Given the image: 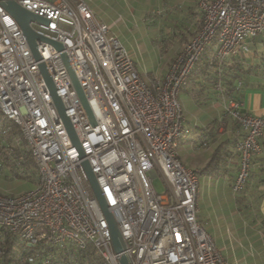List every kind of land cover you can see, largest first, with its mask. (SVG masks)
I'll return each mask as SVG.
<instances>
[{
	"label": "built area",
	"instance_id": "built-area-1",
	"mask_svg": "<svg viewBox=\"0 0 264 264\" xmlns=\"http://www.w3.org/2000/svg\"><path fill=\"white\" fill-rule=\"evenodd\" d=\"M43 16L31 21L39 34L36 59L16 19L0 4V110L21 129L37 163L36 186L0 192V231L17 236L28 253L23 264H234L198 219L200 179L180 157L186 113L180 92L206 48L223 60L250 52L264 32V0H198L202 24L170 62L163 77H145L110 26L97 20L87 0H15ZM82 88L87 112L63 57ZM46 64L80 146L59 114L40 63ZM218 89L222 90L220 82ZM224 108L242 131L236 147L239 192L253 156L263 150L264 113L241 110L225 97ZM96 175L125 241L115 251L107 218L83 162ZM160 175L167 187L157 192Z\"/></svg>",
	"mask_w": 264,
	"mask_h": 264
},
{
	"label": "crops",
	"instance_id": "crops-1",
	"mask_svg": "<svg viewBox=\"0 0 264 264\" xmlns=\"http://www.w3.org/2000/svg\"><path fill=\"white\" fill-rule=\"evenodd\" d=\"M110 1L124 10V14L130 15L131 19L139 18L137 10L158 4L167 10V21L172 25H183L187 41L202 24L198 0ZM87 2L92 6L90 0ZM251 43L253 53L254 50H264V32ZM211 52L213 54L214 47ZM248 60L253 61L254 71L243 82H237V100L241 102L242 112L261 115L264 113V73L261 74L264 65L259 64V56L255 53ZM210 71L209 75L203 72L195 74L181 89L180 97L185 108L186 122L185 136L179 143V154L188 167L199 171L198 219L214 236L216 245L234 264H264V132L260 136L263 150L254 155L256 157L253 164L258 179L263 180L258 186V190H261L260 200L256 209L253 206L240 209L236 201L237 193L232 188L234 178L220 169L225 165L223 160L219 162V169L209 165L218 146L237 149L236 143L232 144L227 140H239L242 135L238 122L225 111V97L211 81L214 71ZM234 162H238V159L229 158L227 164ZM202 201L205 211L203 216Z\"/></svg>",
	"mask_w": 264,
	"mask_h": 264
},
{
	"label": "trees",
	"instance_id": "trees-1",
	"mask_svg": "<svg viewBox=\"0 0 264 264\" xmlns=\"http://www.w3.org/2000/svg\"><path fill=\"white\" fill-rule=\"evenodd\" d=\"M179 30L185 36L186 32L181 29ZM259 36L260 34L256 35L251 41L257 39ZM252 44H249L250 52H238L227 56L223 60H217L213 57L211 52L213 45L208 46L188 79H193L194 75L199 72L209 75L211 73L210 69H212L214 73H212L213 75L210 79L213 84L217 85L220 82L222 86L221 93L224 97L237 99V94L239 93L237 82H243L246 76L254 71L253 61H249V57L255 53L259 56V64L264 65V50H254L255 52L253 53ZM263 73L264 71L262 70L261 74ZM237 141L235 139L227 140V142H232V144L237 143ZM255 157L253 156L252 165L243 188L239 192H236V201L240 209L252 208V206L256 209L258 201L260 200L261 190H258V186L263 180L258 179V174H256L257 170L253 166ZM229 158L238 159V162L228 165L227 161H229ZM220 160H223L225 164L220 169L227 171L234 178H232L234 181L239 170V152L235 148H220L218 146L212 154L209 165L212 164V166L219 169L218 165ZM234 164L235 166H233ZM201 170L203 171V168ZM4 171L10 172L14 176L31 175L35 177V181L37 178V163L32 157L28 143L20 127L10 118L4 117L0 110V172ZM197 172L199 174L198 170ZM26 253H28L27 250H24L17 236H13L6 230L0 231V264H23L21 259ZM82 259L84 261L87 260L90 264H102L100 260H94L88 256L86 258L82 257Z\"/></svg>",
	"mask_w": 264,
	"mask_h": 264
},
{
	"label": "rangeland",
	"instance_id": "rangeland-1",
	"mask_svg": "<svg viewBox=\"0 0 264 264\" xmlns=\"http://www.w3.org/2000/svg\"><path fill=\"white\" fill-rule=\"evenodd\" d=\"M90 3L97 20L108 24L110 32L117 35L133 53L139 70L145 77H163L175 55L190 41L180 33L179 29L183 30V26L172 25L167 21V10L158 4L137 10L139 18L131 19L130 15L124 14L125 11L113 5L110 0H90ZM247 44H251V38L247 40ZM4 172H0L2 193L19 194L36 186L34 176H14L10 172H5V175ZM153 183L157 192H166V184L160 175L154 177ZM203 212L205 213L202 201V216Z\"/></svg>",
	"mask_w": 264,
	"mask_h": 264
},
{
	"label": "water",
	"instance_id": "water-1",
	"mask_svg": "<svg viewBox=\"0 0 264 264\" xmlns=\"http://www.w3.org/2000/svg\"><path fill=\"white\" fill-rule=\"evenodd\" d=\"M0 4H2L6 10L16 19V21L19 23L20 27L23 30V33L28 41V44L33 52V55L36 59H40L41 55H40V51L38 49L37 46V41L38 40H45L48 42L53 43L56 47H58L59 49L62 48V44L58 41L55 40H51L50 38L43 36L39 33H37L30 25L31 21H39L42 23H47L48 20L46 18H44L43 16H40L26 8H24L22 5H20L17 1L15 0H0ZM63 57L66 61V64L68 66V69L70 71V75L71 78L73 80V83L75 85V88L87 110V112L91 115V111L88 105V102L85 98V95L82 91V88L68 62V59L66 57L65 54H63ZM40 69L42 71V74L44 76V79L46 81V84L49 88V90L51 91V94L53 96L54 102L58 108L59 114L62 117V119L64 120L67 130L72 138V141L74 144L80 146V142L76 136V133L72 127V124L69 120V118L66 116L65 114V108L64 105L62 104L59 96L56 94V87L55 84L47 70L46 64L44 62L40 63ZM84 167H85V171L87 173V176L89 178L91 187L94 191L95 196L97 197L100 206L102 207V210L107 218L109 227L111 229V234H112V242H113V246L116 252L121 253L124 248H125V241L120 233L119 227H118V223L116 222V220L114 219L113 215L111 214V212L109 211L108 205L102 195L101 189L99 187V184L97 182L96 179V175L94 174V172L92 171V168L89 164L88 161H84L83 162ZM120 261L122 264H131V261L129 260V258L127 257L126 254L122 253L120 255Z\"/></svg>",
	"mask_w": 264,
	"mask_h": 264
}]
</instances>
